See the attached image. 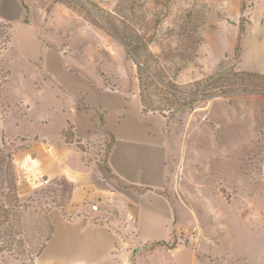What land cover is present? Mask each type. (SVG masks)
Segmentation results:
<instances>
[{"label": "rangeland", "instance_id": "374dc122", "mask_svg": "<svg viewBox=\"0 0 264 264\" xmlns=\"http://www.w3.org/2000/svg\"><path fill=\"white\" fill-rule=\"evenodd\" d=\"M0 23V264H264V92L185 108L161 82L264 74V0H0Z\"/></svg>", "mask_w": 264, "mask_h": 264}, {"label": "trees", "instance_id": "16d2710c", "mask_svg": "<svg viewBox=\"0 0 264 264\" xmlns=\"http://www.w3.org/2000/svg\"><path fill=\"white\" fill-rule=\"evenodd\" d=\"M98 15H100L97 12ZM101 16V15H100ZM102 17V16H101ZM107 26L111 28L116 36L125 45L128 54L134 58L146 73L154 76L142 62V52L144 51L141 44L142 39L139 32L128 26L127 29L120 31V27L115 24L105 21ZM200 22L198 26H200ZM5 24L0 23V37L7 39V35L3 31ZM197 27V26H196ZM7 33V32H6ZM0 38V39H1ZM147 47V45H145ZM145 47V48H146ZM190 58L182 57L181 60H191ZM165 87V92L169 96L175 97L177 104L182 105L185 108H193L200 101H207L209 97L215 96H227L228 93H241V92H264V74L250 73L246 71H239L237 68H230L220 70L214 74L199 80L196 83L195 89L197 92H193L191 97H182V91L177 88L172 82H165L161 80ZM181 93V94H180ZM143 100V99H142ZM18 209V196L14 180L12 154L0 151V222L9 223L12 221V217L16 214ZM45 247L44 243L40 244V253Z\"/></svg>", "mask_w": 264, "mask_h": 264}, {"label": "crops", "instance_id": "0c3cea01", "mask_svg": "<svg viewBox=\"0 0 264 264\" xmlns=\"http://www.w3.org/2000/svg\"><path fill=\"white\" fill-rule=\"evenodd\" d=\"M92 214L94 215L95 214V212L92 210ZM90 217L88 218V219H92V215H89ZM78 222H81V223H83V224H86L87 226H88V228H90V230H96V231H99V232H103V234H110V235H114V238L113 239H111V240H108V247H109V249H110V255L111 256H113V255H117V253L114 251L113 252V250L114 249H116V250H118L119 248V244L121 243V242H119V240H120V238H119V236H117V235H120V234H118V232L117 231H115V230H112L113 231V233L111 232V231H109V229L108 228H110V227H107V226H105V225H103V224H101V223H95L94 221H87V220H84V217H82V218H79L78 219ZM121 239H122V237H121ZM122 241H123V239H122ZM181 249V247H178V248H173V253L174 254H177V252L179 251ZM172 249H168V252H171V254H173L172 253V251H171ZM194 259V261H195V259L197 260V259H199L198 257H194V255L192 256ZM123 260V263L124 264H132V262H131V258L129 259V256H124V258L122 259ZM198 261V260H197ZM136 264H138V262L136 263ZM172 264H177V262L175 261L174 263H172ZM193 264H195V263H193ZM210 264H212V263H210Z\"/></svg>", "mask_w": 264, "mask_h": 264}]
</instances>
